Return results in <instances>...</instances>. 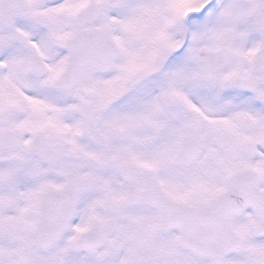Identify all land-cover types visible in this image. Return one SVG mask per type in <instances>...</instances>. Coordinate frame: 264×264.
<instances>
[{"label": "snow or ice", "instance_id": "6c2138e0", "mask_svg": "<svg viewBox=\"0 0 264 264\" xmlns=\"http://www.w3.org/2000/svg\"><path fill=\"white\" fill-rule=\"evenodd\" d=\"M0 264H264V0H0Z\"/></svg>", "mask_w": 264, "mask_h": 264}]
</instances>
